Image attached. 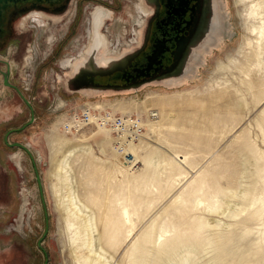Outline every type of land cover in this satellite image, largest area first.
I'll list each match as a JSON object with an SVG mask.
<instances>
[{"label":"rangeland","instance_id":"374dc122","mask_svg":"<svg viewBox=\"0 0 264 264\" xmlns=\"http://www.w3.org/2000/svg\"><path fill=\"white\" fill-rule=\"evenodd\" d=\"M99 3H107L109 9ZM213 5L212 23L207 25L213 29L211 41L207 39L196 49L184 74L142 91L94 96L68 92L73 90L67 84L76 75L80 58L86 54L83 65L93 69L99 48L122 55L136 33L137 22L143 17L141 7L145 9L147 0H67L60 13L34 11L20 20L34 30L23 59L14 66L13 77L33 109L34 122L20 129L29 121L30 110L0 85V166L7 175L0 199V264H21L23 256L26 264H79L71 254L72 241L56 201L60 184L54 174L55 162L69 147H81L67 161L78 196L91 192L102 202L112 197L116 184L125 176L122 172L130 178L131 173L142 172V158L149 155L154 162L160 159L171 165L191 161L192 167H198L191 171L189 180L201 167L208 172L207 186L217 181L223 189L232 188L240 176L242 182L250 183L245 171L249 152L243 145H252L264 156L263 136L257 127L264 109V102L258 104L264 98V55L262 63L255 66L252 49L256 37L250 33L258 24L247 18L250 2L246 0H213ZM101 55L115 58L105 51ZM86 105L113 114L142 116L144 137L128 147L125 154L130 162L115 149L106 128L91 124L74 135L61 129L73 110ZM151 110L157 118L147 120ZM14 143L25 146L30 155L11 146ZM131 154L139 163H134ZM15 156L19 157L18 165ZM169 169L166 166L165 170ZM35 172L40 176L42 194ZM184 187L179 186V192ZM130 191L132 194V186ZM261 191L263 195L264 189ZM253 211L247 207L235 219L207 216L233 225L229 229L233 233L227 247L233 253L229 261L248 259V263L264 264V238L257 233L264 231V216L252 220L249 216ZM46 223L39 248L37 242ZM133 224L130 242L143 223L134 217ZM12 243L18 246L10 255ZM126 248L118 252L116 263H124L120 256ZM212 256L210 253L201 260Z\"/></svg>","mask_w":264,"mask_h":264},{"label":"bare ground","instance_id":"6f19581e","mask_svg":"<svg viewBox=\"0 0 264 264\" xmlns=\"http://www.w3.org/2000/svg\"><path fill=\"white\" fill-rule=\"evenodd\" d=\"M246 1L250 2L247 18L258 24L251 27L250 33L256 37L252 55L255 66H259L264 55V0ZM251 44L248 41L247 46ZM263 102L264 98L258 104L263 105ZM257 127L264 141V109ZM243 146L249 152L245 168L251 180L248 184L242 182L240 176L232 188L223 189L217 181L207 186L205 177L208 172L201 167L189 180L191 171L198 167H192L191 161L171 165L160 159L158 163L154 162L149 155L142 158V172L131 173V178L122 172L125 176L116 184L107 202L99 201L91 192L84 197L78 196L67 161L81 147L67 148L56 160L54 174L60 184L56 201L72 241V256L79 264H118L116 255L127 247L120 256L123 264H256L248 263V259L242 263L240 260L229 261L233 253L227 247L232 239L229 229L233 225L207 217L216 214L235 219L247 207L255 209L250 219L260 220L264 216V194L261 191L264 189V156L250 144ZM130 157L134 158L132 154ZM13 158L14 163H19L18 156ZM133 161L139 163L136 158ZM166 166L171 169L166 171ZM180 175L183 177L179 178ZM184 184L179 192V186ZM154 194L157 196L153 197ZM134 217L143 224L140 233L130 242L135 230ZM257 233L264 238V231L258 230ZM210 253H213L212 257L201 260ZM256 253L254 251L253 255Z\"/></svg>","mask_w":264,"mask_h":264},{"label":"flooded vegetation","instance_id":"af4514ba","mask_svg":"<svg viewBox=\"0 0 264 264\" xmlns=\"http://www.w3.org/2000/svg\"><path fill=\"white\" fill-rule=\"evenodd\" d=\"M66 2L0 0V85L11 90L22 102L13 71L16 63L23 59L34 29L20 20L34 11L60 13ZM103 4L99 3L105 7ZM142 14L137 22L138 34L128 41L126 62L103 79V83L134 91L156 87L160 81L184 74L196 49L203 42L206 44L207 39L211 41L213 29L207 25H211L214 16L213 0H147ZM5 77L8 85L4 83ZM6 178L0 166V199L6 189Z\"/></svg>","mask_w":264,"mask_h":264},{"label":"built area","instance_id":"2783aa9c","mask_svg":"<svg viewBox=\"0 0 264 264\" xmlns=\"http://www.w3.org/2000/svg\"><path fill=\"white\" fill-rule=\"evenodd\" d=\"M156 118L157 113L152 110L147 113V120ZM91 124H96L111 132L115 149L120 151L125 162L131 161L125 154L128 147L144 137L142 116L136 114H113L105 109H94L87 105L73 110L68 118L61 123L60 127L66 134L74 135Z\"/></svg>","mask_w":264,"mask_h":264},{"label":"water","instance_id":"95a60500","mask_svg":"<svg viewBox=\"0 0 264 264\" xmlns=\"http://www.w3.org/2000/svg\"><path fill=\"white\" fill-rule=\"evenodd\" d=\"M141 9L143 11L142 7H141ZM102 26L99 29L100 31L102 29ZM136 28H137V26H136ZM136 34H138L137 29H136L135 35ZM127 46L128 45H126V49L124 50V53H122V55L121 54L119 55L118 53L112 54V52L109 53L108 51H106L105 48H99V50L95 53V61H97V67H95L93 69H87L83 65V58L85 56H87L85 54L82 58H80L81 62L79 63L80 65H79V69H78L76 75L71 80L70 84H69V82L67 84L68 87H69V85L70 86L72 85V87H73V90L69 89L68 92H70V93H80V92L86 93V92H88V94H90L92 96L98 95V94H106V93H108V94H119V93H123V92H135L134 90H125L122 87H119L118 85L117 86L116 85H110V84H106V83L102 82L103 79L111 76L112 73H114L121 65H123L126 62L127 54H128V52H127L128 47ZM101 51L107 52V55H114L115 58H106L105 56L101 55ZM72 67H74V66H72ZM4 83L6 85H8L6 77L4 78ZM17 93L30 110L29 121L27 123H25L20 128L22 130L25 127H27L28 125H30L32 122H34V113H33L32 107L30 106V103L27 100H25V98L23 97L21 92H19L17 90ZM11 146L19 147L20 149H22L23 151L28 153V155H30L27 148L25 146L21 145L20 143H14ZM35 173H36L35 178H36L38 190L42 194V184L40 181V176L37 172H35ZM45 227H46V229H45L43 236L37 242V246L39 248H41V242H42V240L45 237L46 232H47V223H46ZM44 264H47V261H45Z\"/></svg>","mask_w":264,"mask_h":264},{"label":"crops","instance_id":"0c3cea01","mask_svg":"<svg viewBox=\"0 0 264 264\" xmlns=\"http://www.w3.org/2000/svg\"><path fill=\"white\" fill-rule=\"evenodd\" d=\"M14 245H15V244L12 243V245L9 246V253H10V255H12V254H13V251L15 250ZM22 252H23V254L25 255V251L22 250ZM9 253H8V254H9ZM22 259H23L22 261L25 263V258H24V256H23ZM4 264H5V263H4Z\"/></svg>","mask_w":264,"mask_h":264},{"label":"trees","instance_id":"16d2710c","mask_svg":"<svg viewBox=\"0 0 264 264\" xmlns=\"http://www.w3.org/2000/svg\"><path fill=\"white\" fill-rule=\"evenodd\" d=\"M103 5L108 8L107 4H103Z\"/></svg>","mask_w":264,"mask_h":264}]
</instances>
